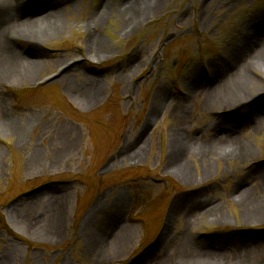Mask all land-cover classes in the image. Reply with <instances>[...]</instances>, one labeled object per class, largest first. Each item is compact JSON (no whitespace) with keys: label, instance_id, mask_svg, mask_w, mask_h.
<instances>
[{"label":"rangeland","instance_id":"1","mask_svg":"<svg viewBox=\"0 0 264 264\" xmlns=\"http://www.w3.org/2000/svg\"><path fill=\"white\" fill-rule=\"evenodd\" d=\"M26 12L2 28L25 66L0 77V264L264 263V53L243 47L264 33V0H57ZM234 65L240 103L192 86ZM222 128L236 130L232 143L213 141ZM55 199L61 230L48 233Z\"/></svg>","mask_w":264,"mask_h":264},{"label":"bare ground","instance_id":"2","mask_svg":"<svg viewBox=\"0 0 264 264\" xmlns=\"http://www.w3.org/2000/svg\"><path fill=\"white\" fill-rule=\"evenodd\" d=\"M18 1L19 0H16V2H14L13 0H0V77H2V76L9 77L10 76V78H11V74L14 75V73H10V70H11V72H13L12 69H16V66L18 64L25 66L23 61L21 60L20 53H18V51H16L17 49L14 50V45H12L10 42H8L6 40L7 38H5V36L10 31L6 30V29H2V28H5L7 26L9 27L11 25L13 26L14 21L23 19L24 17H27V18L29 17V14H28L29 12H26L28 16H26V15L22 16L19 13V11H21V10L22 11H29V10H33L35 8L42 9L44 4L49 5V4L57 3V0H28L27 4L25 5V3H24V5L21 7V6H19ZM48 10H51V9H47V11ZM39 11H41V10H39ZM101 11H102V9H101ZM8 27H7V29H8ZM12 32H13V30H12ZM12 32H10V34H12ZM16 34L17 33H15V35ZM247 34H248V36L245 37V43L243 45V47H245L244 49L246 51L253 52L254 56H258V54L264 53V33H262L263 36L260 34H253V33H247ZM30 37L37 38L36 35L35 36L30 35ZM32 40H34V39H32ZM35 41H37V40L35 39ZM91 57H92V55H91ZM93 58H94V56H93ZM236 72H238V71H236V65H234L228 75H226V76H222L220 74L215 75V78L211 81L212 86L210 88H208L207 85L206 86L203 85V81H201L200 76H199L198 79H195V78L193 79V82H195V80H197V81L192 86L195 85L198 89L203 90V92L206 91L207 97H215L214 99H217V98H221L219 96H221L223 94V95H225L224 101L234 102L233 104H237V103H240L244 99V96L242 94H237V93H233V92L231 93L229 88H228V87L233 86L236 83L239 85V83L236 82V79L239 78L238 75L236 74ZM1 80L2 79L0 78V82H1ZM197 82H199V83H197ZM92 91H94L95 93L90 95L91 93L89 91H87V94L89 92V96H91V98L93 100H95L97 98L99 90L97 89V90H92ZM256 95H259V92L256 93ZM225 116H226V119H224L225 123L230 121V120H232V121L234 120V118H232L228 115H225ZM251 116L254 117V113H251ZM9 119H10L9 121H11V118H9ZM0 120H2V119H0ZM5 121L6 120H2V122H0V125H2L3 122H5ZM253 124H257V120L253 121ZM222 129H224V128H222ZM223 131H224L223 133H220L217 136L215 135L213 137V141L223 142V144L232 143L235 140L234 132H236V130L232 129V128H227V129H224ZM177 137H178V141L179 140H188L186 135L185 134L183 135L181 133V131L178 132ZM193 146H195L194 143L192 145H190V147H193ZM141 147H139L138 150H140ZM127 149L128 148H125V151H124V156H126V158L127 157L131 158L132 156H135V154L136 155L140 154L139 151L133 152L134 151L133 149H129V152H127L128 151ZM179 150H181V147H179V149H177L176 153L171 151L170 155L173 154L174 157H173V159L170 157V160H171L170 166H169L170 168H175L177 166V165H174L173 160L176 158L177 152ZM260 175L262 177H264V168L261 169ZM263 182H264V180H263ZM239 188H240V185H239ZM58 192H59V190H56V189L54 190V193L58 194ZM246 193L247 192H243L242 194H239L236 197L243 199V208L245 209V216H247L249 214V216H252V218H251L252 220L258 221V219H253V218H256V216H257V213H258L257 209L258 208L254 204V201H249L250 195L248 193L247 194ZM55 202H56V204H54V206H53L54 211H53V213L51 212L49 214L50 217L48 218L49 222H48L47 226L50 229L48 233L59 232L61 230V228L59 230V227H60V224H61L62 219H63V210H62V207L59 208V205H61L62 203H61L60 199H55ZM173 208H174V210H172ZM173 208L171 209V213H172V211L174 212L175 210H177L176 204H173ZM245 219L248 220L249 218H245ZM194 242H195V240L193 241V243ZM199 251L192 250L191 251L192 253L191 254L189 253V255H191L192 258H196V259L200 258L201 256L206 257V251H203V250H201L200 252ZM195 252L198 254L193 255ZM216 255H218V254H216ZM216 258H218V257H216ZM262 264H264V263H262Z\"/></svg>","mask_w":264,"mask_h":264},{"label":"water","instance_id":"3","mask_svg":"<svg viewBox=\"0 0 264 264\" xmlns=\"http://www.w3.org/2000/svg\"><path fill=\"white\" fill-rule=\"evenodd\" d=\"M110 161L104 166V167H107L109 165Z\"/></svg>","mask_w":264,"mask_h":264}]
</instances>
